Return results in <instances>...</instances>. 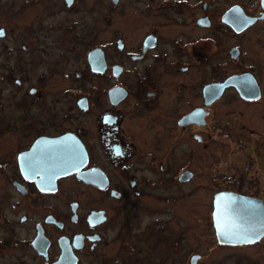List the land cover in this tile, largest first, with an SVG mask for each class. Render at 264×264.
<instances>
[{"label":"flooded vegetation","instance_id":"af4514ba","mask_svg":"<svg viewBox=\"0 0 264 264\" xmlns=\"http://www.w3.org/2000/svg\"><path fill=\"white\" fill-rule=\"evenodd\" d=\"M13 7L0 4V264H162L168 256L146 235L148 250L144 230L154 223L165 230L166 198L208 189L213 245L227 246L216 240L214 196L264 202V0ZM94 50L99 73L89 63ZM226 80L218 96L215 85ZM66 134L80 142L86 163L58 177L52 141ZM212 143L228 152L216 172L202 169L199 154ZM169 186L175 192L166 196ZM180 231L175 245L185 247ZM140 247L144 254L131 258ZM187 252V264L198 256L197 264L201 256Z\"/></svg>","mask_w":264,"mask_h":264},{"label":"rangeland","instance_id":"374dc122","mask_svg":"<svg viewBox=\"0 0 264 264\" xmlns=\"http://www.w3.org/2000/svg\"><path fill=\"white\" fill-rule=\"evenodd\" d=\"M21 0H0V4L12 3L14 5V10H18L20 6ZM6 18L0 15V25H5ZM5 27V26H4ZM16 32H12L9 38H15ZM4 37V39H3ZM5 40V36H0V59H4L3 55V45ZM226 113H223V117L220 116L218 121L220 124L224 123L228 120L227 117V110ZM227 124V123H226ZM221 127V126H220ZM220 131V130H219ZM224 134L222 139L224 138ZM264 138V136L262 137ZM226 140L218 142L219 145L225 144ZM217 146V143H216ZM214 146V143L205 146L200 152V158L202 162V169L205 170L206 167H209L211 171V167L213 168L212 171L216 172L219 170V166L221 162L228 160L227 158V150L226 148L220 149L218 146ZM225 147V146H224ZM264 149V148H263ZM218 154L219 157L217 156ZM217 156V157H216ZM236 158L244 161V157L242 153L236 152ZM216 159V160H215ZM261 161H259L264 168V150L262 151ZM207 164L209 166H207ZM254 168V167H253ZM252 168V169H253ZM208 169V168H207ZM207 171V170H206ZM206 174L203 175L202 180H207ZM176 183V182H175ZM168 186V185H167ZM194 188V184H189ZM189 186H180L176 183V188L178 190H183L184 188H188ZM192 188V189H193ZM175 188L173 186H169L166 188V196L168 193H174ZM194 192V191H193ZM211 193L203 194V192H199L193 198H181L177 201L169 200L166 198V228L161 229L157 224H152L148 230H144V235L142 236V240L145 242L144 245H147L148 250L151 249L148 247L147 237L150 239L149 245L154 252L159 255H166V259L164 257H160V262L162 264H187V251L192 250L193 253L199 254L201 256L200 260L197 264H264V238L254 245H247L244 247H228V246H214V231L210 224V218L208 215L209 213V201H210ZM179 196L171 197L173 199H177ZM209 197V200H208ZM200 200H203L200 205L202 208L192 209L193 207H197V204ZM189 206V207H188ZM188 209H185V208ZM205 212V213H204ZM150 213V212H149ZM148 210H141L139 212V220L146 219ZM201 215V216H198ZM196 217V218H195ZM155 218H158L156 216ZM208 219V220H207ZM136 221L134 224L137 225ZM211 229H209V226ZM172 227V228H171ZM179 229V230H177ZM187 238V244L185 247H182V243H179V246L175 243L178 242V237L181 235V231ZM140 238V237H139ZM138 238V239H139ZM138 254L131 255L132 257L142 256L145 252V249L140 247ZM127 253H124V256ZM123 255V254H122ZM170 255V257H169ZM158 259H154L155 263H158ZM137 264H143L142 261H138ZM189 264V260H188Z\"/></svg>","mask_w":264,"mask_h":264},{"label":"water","instance_id":"95a60500","mask_svg":"<svg viewBox=\"0 0 264 264\" xmlns=\"http://www.w3.org/2000/svg\"><path fill=\"white\" fill-rule=\"evenodd\" d=\"M92 71L101 72L103 61L98 50L89 54ZM226 80L218 88V96L228 85ZM213 86V87H215ZM40 146V143L39 145ZM53 166L58 177L80 170L86 163V155L80 142L72 135H63L52 141ZM86 180V173H78ZM212 222L219 245L240 246L258 242L264 237V202L236 193L220 192L213 198ZM198 256H192L190 264H196Z\"/></svg>","mask_w":264,"mask_h":264},{"label":"snow or ice","instance_id":"6c2138e0","mask_svg":"<svg viewBox=\"0 0 264 264\" xmlns=\"http://www.w3.org/2000/svg\"><path fill=\"white\" fill-rule=\"evenodd\" d=\"M3 33L2 32H0V35H2Z\"/></svg>","mask_w":264,"mask_h":264}]
</instances>
